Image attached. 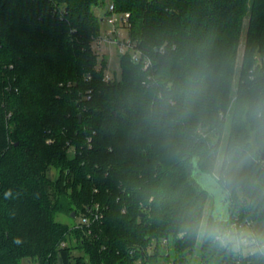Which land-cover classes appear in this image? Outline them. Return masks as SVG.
<instances>
[{
  "label": "trees",
  "instance_id": "16d2710c",
  "mask_svg": "<svg viewBox=\"0 0 264 264\" xmlns=\"http://www.w3.org/2000/svg\"><path fill=\"white\" fill-rule=\"evenodd\" d=\"M101 1L0 0V264H192L189 224L209 197L194 173L226 126L240 183L224 220L264 222V0H110L152 61L120 56L111 82L92 46ZM94 205L90 227L55 219ZM199 251L197 264L264 263L204 237Z\"/></svg>",
  "mask_w": 264,
  "mask_h": 264
},
{
  "label": "clouds",
  "instance_id": "9594fccd",
  "mask_svg": "<svg viewBox=\"0 0 264 264\" xmlns=\"http://www.w3.org/2000/svg\"><path fill=\"white\" fill-rule=\"evenodd\" d=\"M201 188L209 194L215 207H208L199 215H194L189 229L197 236L219 242L221 246L231 245L233 250L240 251L247 246L253 252L264 254V234L238 230L223 219L219 209L227 201L233 190L237 189L240 178L225 167L220 159L202 170L199 175ZM12 189L4 192V199L18 196ZM19 243V241H16Z\"/></svg>",
  "mask_w": 264,
  "mask_h": 264
},
{
  "label": "rangeland",
  "instance_id": "374dc122",
  "mask_svg": "<svg viewBox=\"0 0 264 264\" xmlns=\"http://www.w3.org/2000/svg\"><path fill=\"white\" fill-rule=\"evenodd\" d=\"M110 2H111L110 0H102L99 5L93 6V11L95 12L96 15L99 16L100 19H105V16L108 12ZM248 22H249V19H248V17H246L244 20L243 30L241 33L240 44H239L238 53H237V60H236L237 77H238V74L240 72L244 53H245V42H246V36H247V31H248ZM111 29H112V25L108 22L107 19H105L104 21H101L100 34L102 36L106 35L107 32H109ZM99 57H100V59H103V57H104L106 62H107V69L105 70V73H108L113 78L120 80L122 78V66H121V62H120V57L118 56V54L116 52V48L112 45L103 44L101 47V52L99 54ZM256 59H257L258 63L264 64V56L256 54ZM236 80L237 79H235V82H236ZM228 134H229V126H226L224 129V132L221 136L219 134L213 135V138H212L213 142L214 143L219 142V144H220L215 161L217 159H220L223 162V160H224ZM49 174L52 177H56L57 171L51 170ZM195 180L196 179L194 178L193 181H195ZM198 183H199V181H198ZM199 185H200V183H199ZM208 207H215V204H213L211 202L210 197H208L206 200L204 211ZM227 210L228 209H227L226 204H223V206L219 209V211L223 215L227 214ZM55 219L58 223L65 224V225L72 227V226L76 225L81 220V216L78 215L76 218H73V217L69 216L67 213H58V214H56ZM252 230L256 234H264V222L263 221H253ZM245 231L251 232L250 229H247ZM197 238H198L197 239V247H196L194 254L191 257V259H192L191 263L192 264H197V261L199 259V254H200L199 245L201 244L203 237L198 236ZM168 242H169V244L167 247H163L160 244V247L163 248V250H161L162 254L166 255V256L169 255V253L172 250L171 243H170L171 241L168 240ZM155 245L156 244L153 243L152 246L149 248L150 254H154V252H155L154 246ZM75 253L78 254L77 252H75ZM157 263L158 264H170L169 262H166V260L163 258H160ZM21 264H33V263H30L27 259H23L21 261Z\"/></svg>",
  "mask_w": 264,
  "mask_h": 264
},
{
  "label": "built area",
  "instance_id": "2783aa9c",
  "mask_svg": "<svg viewBox=\"0 0 264 264\" xmlns=\"http://www.w3.org/2000/svg\"><path fill=\"white\" fill-rule=\"evenodd\" d=\"M105 19H107L108 22L112 25V29L109 32H107L106 35L102 36L100 34L93 42L92 46L96 54L99 56L103 44L112 45L116 48V52L119 57L122 55L129 54L131 60L135 64H142L144 70L150 69L152 67L151 59L143 54L141 49L138 47L137 41L133 40L130 37L129 34L130 13L128 12L116 13L114 12V5L110 3ZM105 19H103V21ZM104 80L106 82H111L114 80V78L110 74L105 73ZM86 211L87 212L81 216V220L75 225V228L78 229L83 227H90L92 223L99 221L103 217V213L101 212L99 205H94V207L92 208L88 207ZM252 223L253 221L246 220L244 222H241L235 219L233 222L230 223V225L234 226L238 230L245 231L247 229H250V231L254 233L252 230ZM160 244L163 247H167L169 242L167 239H163L161 240ZM65 245H66L65 242L61 244V246H65ZM223 247L233 250L231 245L223 246ZM233 251L240 258L247 259L250 257L257 256L262 260H264V254L259 252H253L250 249V247L247 246L243 247L242 250L240 251L237 250H233ZM239 262L240 261L238 260L237 263ZM137 264H139V262H137Z\"/></svg>",
  "mask_w": 264,
  "mask_h": 264
},
{
  "label": "water",
  "instance_id": "95a60500",
  "mask_svg": "<svg viewBox=\"0 0 264 264\" xmlns=\"http://www.w3.org/2000/svg\"><path fill=\"white\" fill-rule=\"evenodd\" d=\"M261 157H262V159H264V154H262ZM194 177H195L196 180L199 181V174H198V173H194ZM227 200H228V199H227ZM224 204L227 205V201H226ZM74 216H75V215L73 214V217H74ZM224 216H225V215H223V219H225Z\"/></svg>",
  "mask_w": 264,
  "mask_h": 264
},
{
  "label": "crops",
  "instance_id": "0c3cea01",
  "mask_svg": "<svg viewBox=\"0 0 264 264\" xmlns=\"http://www.w3.org/2000/svg\"><path fill=\"white\" fill-rule=\"evenodd\" d=\"M111 3V2H110Z\"/></svg>",
  "mask_w": 264,
  "mask_h": 264
}]
</instances>
